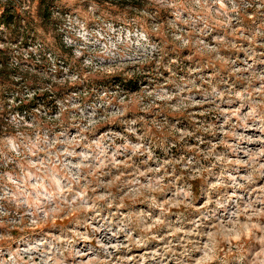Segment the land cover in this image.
I'll return each instance as SVG.
<instances>
[{
    "label": "rangeland",
    "instance_id": "1",
    "mask_svg": "<svg viewBox=\"0 0 264 264\" xmlns=\"http://www.w3.org/2000/svg\"><path fill=\"white\" fill-rule=\"evenodd\" d=\"M0 264H264V0H0Z\"/></svg>",
    "mask_w": 264,
    "mask_h": 264
},
{
    "label": "trees",
    "instance_id": "2",
    "mask_svg": "<svg viewBox=\"0 0 264 264\" xmlns=\"http://www.w3.org/2000/svg\"><path fill=\"white\" fill-rule=\"evenodd\" d=\"M4 17H7L8 16V12H4L3 14ZM8 22V21H7Z\"/></svg>",
    "mask_w": 264,
    "mask_h": 264
}]
</instances>
